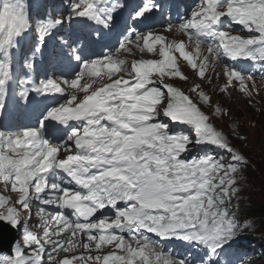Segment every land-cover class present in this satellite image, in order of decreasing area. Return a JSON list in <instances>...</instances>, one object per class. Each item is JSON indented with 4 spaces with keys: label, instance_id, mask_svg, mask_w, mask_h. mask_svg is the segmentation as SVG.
Segmentation results:
<instances>
[{
    "label": "snow or ice",
    "instance_id": "snow-or-ice-1",
    "mask_svg": "<svg viewBox=\"0 0 264 264\" xmlns=\"http://www.w3.org/2000/svg\"><path fill=\"white\" fill-rule=\"evenodd\" d=\"M160 9L157 0H75L66 14L51 12L33 23L25 0H0V111L10 86L18 89L25 103L31 93L68 97L42 113L35 128L12 132L0 127V182L17 194L14 204L18 205L8 206V197L0 195V208H6L0 211V222L13 229L22 227L24 245L14 242L10 255H0V264H44L45 253L50 264H72L73 260L77 264H244L242 241L255 227L247 220L241 223L239 202L234 206L232 201H239L245 158L209 122V115L165 78L187 79L174 53L203 81L210 79L206 75L209 57L212 66L226 59H244L252 62L253 71L245 74L235 63L226 65V83L220 91L229 93L238 85L240 92L252 97L257 89L253 83L250 90L247 82L254 81L257 66L264 69V0H198L190 16L176 25V31L193 45L191 53L183 40L168 41L150 30L146 21ZM125 11L127 34L116 52L131 54L132 45L140 53H158L159 59H133L130 67L126 59L110 53L85 60L75 44L57 35L60 45L71 49L68 55L79 71L72 79L36 83L31 75L34 61L44 55L53 33L79 19L110 29ZM232 24L242 26L249 33L247 38L231 34ZM137 25L149 30L139 32ZM25 33L34 34L35 43L21 65L19 39ZM205 44L208 55L200 51ZM21 66L26 72L18 75ZM85 77L88 83L81 82ZM104 77L111 82L94 87ZM197 95L211 107L207 94L199 91ZM220 114L217 107L213 115ZM48 121L61 127H49ZM217 149L230 154L231 160L226 162ZM61 153L66 155L61 158ZM72 184L76 187L65 186ZM34 201L40 205L37 215L42 223L32 226L23 212L30 215ZM104 209H111L114 216H105ZM97 213L101 218L90 219ZM31 227L44 228L43 243ZM69 233L67 247L51 239ZM81 234L87 242L79 239ZM172 241L180 247L166 249L165 244ZM93 245L98 253L111 245L123 254L81 253L58 259L61 252H91Z\"/></svg>",
    "mask_w": 264,
    "mask_h": 264
},
{
    "label": "rangeland",
    "instance_id": "rangeland-1",
    "mask_svg": "<svg viewBox=\"0 0 264 264\" xmlns=\"http://www.w3.org/2000/svg\"><path fill=\"white\" fill-rule=\"evenodd\" d=\"M237 108L231 107V113L233 114ZM249 146L253 148V152L247 153L249 156L256 159L257 163H254L256 167H263L264 166V121L257 122L256 125L249 127V138H248ZM260 184L264 185V179L258 177ZM245 196V199L248 200V196L246 193L242 192ZM241 200H244L241 196H239ZM256 247V246H254ZM252 247L249 250V255H253L250 252H254L255 248Z\"/></svg>",
    "mask_w": 264,
    "mask_h": 264
},
{
    "label": "water",
    "instance_id": "water-1",
    "mask_svg": "<svg viewBox=\"0 0 264 264\" xmlns=\"http://www.w3.org/2000/svg\"><path fill=\"white\" fill-rule=\"evenodd\" d=\"M14 241V234L9 233L7 237V243L5 244H0V250H4L6 246H10V244Z\"/></svg>",
    "mask_w": 264,
    "mask_h": 264
},
{
    "label": "trees",
    "instance_id": "trees-1",
    "mask_svg": "<svg viewBox=\"0 0 264 264\" xmlns=\"http://www.w3.org/2000/svg\"><path fill=\"white\" fill-rule=\"evenodd\" d=\"M257 208L262 214H264V204L259 205Z\"/></svg>",
    "mask_w": 264,
    "mask_h": 264
},
{
    "label": "bare ground",
    "instance_id": "bare-ground-1",
    "mask_svg": "<svg viewBox=\"0 0 264 264\" xmlns=\"http://www.w3.org/2000/svg\"><path fill=\"white\" fill-rule=\"evenodd\" d=\"M53 240H59V241H62L63 243H65V240H61L59 238H52ZM75 252H78V251H75ZM71 253H74V252H71Z\"/></svg>",
    "mask_w": 264,
    "mask_h": 264
}]
</instances>
